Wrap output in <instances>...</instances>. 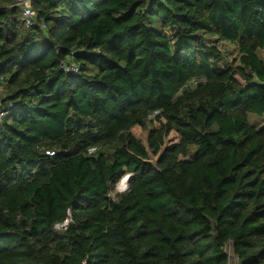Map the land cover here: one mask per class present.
<instances>
[{"label":"trees","instance_id":"obj_1","mask_svg":"<svg viewBox=\"0 0 264 264\" xmlns=\"http://www.w3.org/2000/svg\"><path fill=\"white\" fill-rule=\"evenodd\" d=\"M16 1L0 0V264H227L228 243L264 264V0H32V27Z\"/></svg>","mask_w":264,"mask_h":264},{"label":"built area","instance_id":"obj_2","mask_svg":"<svg viewBox=\"0 0 264 264\" xmlns=\"http://www.w3.org/2000/svg\"><path fill=\"white\" fill-rule=\"evenodd\" d=\"M15 5H17L21 8V20L25 24V26L32 27L35 24V21L37 18L36 11L32 5V0H17ZM60 68L63 71H65L71 75H77L80 71V68L76 63L65 61V60L61 61ZM193 83H197V81L196 82L194 81ZM1 105H2V97L0 95V120H2L3 117L7 114V112H9V110L8 111L2 110ZM129 176H127V177H129ZM127 189H128V186L124 191H126ZM109 197L114 199L111 196V194L109 195ZM71 221H72V218H71V213L69 211L68 217L62 223L58 224L57 228L66 229ZM225 250H226L227 256H228L227 264H241L240 259L234 253V251L232 249L231 243H228L226 245ZM82 264H86V262L83 261Z\"/></svg>","mask_w":264,"mask_h":264},{"label":"rangeland","instance_id":"obj_3","mask_svg":"<svg viewBox=\"0 0 264 264\" xmlns=\"http://www.w3.org/2000/svg\"><path fill=\"white\" fill-rule=\"evenodd\" d=\"M222 51L226 54V62L225 63H228V64H233L235 61L237 62V58H238V49H237V45L236 44H233V43H224L222 46ZM259 55L261 57H264V48L263 49H260L258 51ZM249 120L250 122L257 128H261L264 126V116H258V115H255V114H250L249 115ZM153 126H158V123L154 122L153 124L151 123L149 125V128H153ZM141 137L145 138L146 137V134H140ZM178 141V135L177 133L175 132H171L165 139V142H177ZM129 175H126L124 177H122L118 183L116 184L115 186V190L114 192L111 194V196L113 198H116V194L117 193H122L125 192L124 190L125 189H121L120 188V183L121 181L127 177Z\"/></svg>","mask_w":264,"mask_h":264},{"label":"bare ground","instance_id":"obj_4","mask_svg":"<svg viewBox=\"0 0 264 264\" xmlns=\"http://www.w3.org/2000/svg\"><path fill=\"white\" fill-rule=\"evenodd\" d=\"M128 177H125L122 181H121V183H120V188L121 189H126L127 188V186H128Z\"/></svg>","mask_w":264,"mask_h":264},{"label":"water","instance_id":"obj_5","mask_svg":"<svg viewBox=\"0 0 264 264\" xmlns=\"http://www.w3.org/2000/svg\"><path fill=\"white\" fill-rule=\"evenodd\" d=\"M131 180H132V176H129L128 177V186H129V183H130Z\"/></svg>","mask_w":264,"mask_h":264}]
</instances>
